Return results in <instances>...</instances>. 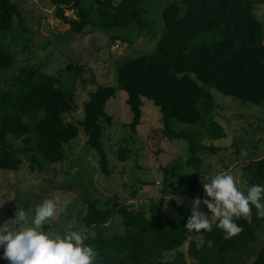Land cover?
Listing matches in <instances>:
<instances>
[{"label": "trees", "instance_id": "16d2710c", "mask_svg": "<svg viewBox=\"0 0 264 264\" xmlns=\"http://www.w3.org/2000/svg\"><path fill=\"white\" fill-rule=\"evenodd\" d=\"M147 1L51 0L56 16L78 33L90 25L107 29L147 27ZM263 2H167L162 10L164 30L155 51L118 61L116 84H100L91 91L84 102V117L78 121L65 117L77 107L73 82L65 85L57 75L36 66H22L6 86L0 87V171H17L25 161L31 170L48 171L50 165L67 157L66 145L83 130L89 147L99 155L102 170L109 174L104 131L114 117L107 111V104L119 90H125L132 113L127 123L131 136L138 134L143 98H147L159 108L162 124L160 130H150V138L157 140L151 150L159 154L162 140L187 143L184 164L176 161L162 167L164 182L170 173L178 176L180 168L190 166L189 189L197 191L202 176L201 154L229 148L203 142L206 137H226L222 125L213 119L216 103L212 89L242 104L264 106V22L256 14L257 5ZM68 9L77 10L76 19L66 15ZM23 13L18 1L0 0V72L14 66L12 46L21 39L17 33L31 31L25 27ZM26 47L23 44L22 50ZM67 68L74 77L85 71L84 66L73 63ZM16 141L19 146L14 145ZM244 142L234 139L230 146L234 149L237 144V149L231 152L240 153L241 146L247 154L238 159L243 163L245 180L251 185H264V154L252 155L258 154L261 145L253 141V150L247 151ZM128 149L120 147L121 159L128 157ZM74 179L78 198L85 204L84 211L78 212L83 213L80 222L88 237L84 243L96 251L95 264H188V256L194 259L193 264H264V238L259 240L257 234L264 218L258 216L254 206L251 218L235 219L243 228L237 236L225 239L223 230L216 227L218 220L211 221L212 231L202 230L203 243L199 245L196 238L189 239L191 232L185 229L192 212L187 201L161 197L146 203L139 199L138 190L131 192L135 199L132 203L116 194L95 197L91 193L93 182L84 176V169ZM202 181L207 182L204 177ZM114 219L119 220L116 226L112 224ZM187 241L184 251L181 248Z\"/></svg>", "mask_w": 264, "mask_h": 264}, {"label": "rangeland", "instance_id": "374dc122", "mask_svg": "<svg viewBox=\"0 0 264 264\" xmlns=\"http://www.w3.org/2000/svg\"><path fill=\"white\" fill-rule=\"evenodd\" d=\"M14 1L21 4L26 21L25 27L29 26L31 31L25 35L17 33V38L21 39L19 44L12 46L15 63L11 69L0 72V87L6 86L7 80L25 65L36 66L44 72L57 75L65 85L73 82L74 86L71 88L77 107L65 117L67 120L78 121L84 117V102L88 100L91 91L100 84H116L118 61L155 51L157 41L164 30L163 7L173 0H148L145 3L148 10L145 16L147 27L137 28L132 25L130 28L107 29L90 25L79 33L61 22V18L55 14V5L51 0ZM256 14L264 22V2L257 5ZM66 15L76 19L77 10L68 9ZM23 44L27 45L25 51L22 50ZM114 45L116 47H113ZM69 63L84 66L82 76L74 77L73 72L67 68ZM212 91L216 103L213 119L222 125L226 137L218 140L206 137L203 142L227 145L230 149L221 148L201 154L202 176L199 178L197 191L189 189L190 173L193 171L190 166L184 165L182 170L180 168L178 176L170 173L167 182H164L162 167L175 164L176 161H182L184 164L188 154L187 143L162 140L159 154L151 150V146H156L157 140L150 138V130L151 128L160 130L162 124L159 108L147 98H143L142 123L138 127L137 136L133 138L127 127L132 117L126 101L128 94L125 90H119L107 104V111L113 115L114 120L104 131L111 172L107 174L102 170L99 155L89 147L87 135L81 130L79 136L66 145L67 157L50 165L48 171L31 170L27 161L17 171H0V226L4 225L9 230L16 226L13 219L18 205L26 212L31 210L29 214L33 215L36 206L45 199L59 197L68 201L67 209L58 212L55 219L46 222L43 230L46 232L76 230L84 233V225L80 222L83 213L79 215L78 212L84 211L85 204L78 198L79 187L74 179V176L83 169L84 176L93 182L94 188L91 189L93 196L116 194L127 203L135 201L131 192L138 190L139 199L143 202L148 203L161 197L165 200L174 198L180 202L187 201L192 208L195 198H200L201 201L208 198L202 187V177L207 180L206 178L219 173L233 175L237 187L246 194L251 184L245 180L243 163L238 159L240 156L246 157L247 154H241L242 151L245 152L241 146L240 153L231 152L237 149V144L234 145V149H231L230 145L234 139L239 141V138H242L246 146L244 149L251 151L253 141H257L261 146L257 150L258 154H252L253 157L264 154V106L242 104L215 89ZM14 145L19 146L20 142L16 141ZM122 146L129 148V155L125 159H121L118 151ZM142 181L148 183L142 184ZM261 202L264 203V200ZM200 210L209 215L212 222L217 220L211 216L210 210L203 203ZM247 217L251 218V214ZM118 223L117 219L112 221L114 226ZM257 234L259 240L264 238V220ZM191 238H196L201 245L202 230L199 233L191 232L189 239ZM188 244L189 241L181 249L187 251ZM193 262L194 259L188 256V264ZM0 264H10L4 258L3 246H0Z\"/></svg>", "mask_w": 264, "mask_h": 264}, {"label": "clouds", "instance_id": "9594fccd", "mask_svg": "<svg viewBox=\"0 0 264 264\" xmlns=\"http://www.w3.org/2000/svg\"><path fill=\"white\" fill-rule=\"evenodd\" d=\"M242 155H246L242 151ZM202 182L208 198L201 201L195 198L191 215L187 218L185 229L199 233L212 231L209 215L200 210L201 203L210 210L211 216L218 220L216 227L223 230L224 238L230 239L243 231L235 219L247 217L252 207L259 217L264 218V185H251L247 193L237 187L236 179L228 173H219ZM68 201L59 197L45 199L37 205L33 215L17 206L13 223L9 230L0 226V246L4 248V258L10 264H95L96 251L85 245L86 234L76 230L44 231L43 226L55 219L58 212L67 209ZM212 242L208 241L211 246Z\"/></svg>", "mask_w": 264, "mask_h": 264}, {"label": "water", "instance_id": "95a60500", "mask_svg": "<svg viewBox=\"0 0 264 264\" xmlns=\"http://www.w3.org/2000/svg\"><path fill=\"white\" fill-rule=\"evenodd\" d=\"M61 22H62L63 24H65V25L70 26V23L65 22L63 19H61ZM113 47H116V46L114 45Z\"/></svg>", "mask_w": 264, "mask_h": 264}, {"label": "flooded vegetation", "instance_id": "af4514ba", "mask_svg": "<svg viewBox=\"0 0 264 264\" xmlns=\"http://www.w3.org/2000/svg\"><path fill=\"white\" fill-rule=\"evenodd\" d=\"M243 262V261H242ZM240 264H243V263H240Z\"/></svg>", "mask_w": 264, "mask_h": 264}]
</instances>
